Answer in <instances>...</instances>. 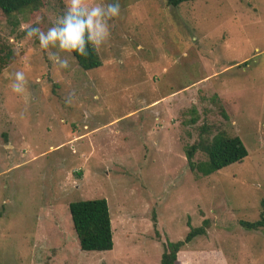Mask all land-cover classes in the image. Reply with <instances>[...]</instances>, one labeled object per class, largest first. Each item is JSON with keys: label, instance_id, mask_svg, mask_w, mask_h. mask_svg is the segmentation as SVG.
<instances>
[{"label": "rangeland", "instance_id": "rangeland-1", "mask_svg": "<svg viewBox=\"0 0 264 264\" xmlns=\"http://www.w3.org/2000/svg\"><path fill=\"white\" fill-rule=\"evenodd\" d=\"M65 2L16 26L0 12V55L12 54L0 72V264H160L204 221L176 264H264V227L239 225L264 203V0H120L101 66L50 48L69 61L56 71L20 26L46 30ZM17 69L23 98L7 87ZM219 132L247 156L190 171L186 150ZM93 200L107 203V252L81 251L70 219V203Z\"/></svg>", "mask_w": 264, "mask_h": 264}, {"label": "trees", "instance_id": "trees-1", "mask_svg": "<svg viewBox=\"0 0 264 264\" xmlns=\"http://www.w3.org/2000/svg\"><path fill=\"white\" fill-rule=\"evenodd\" d=\"M45 0H0V12L7 19L17 25V16L27 12L36 13L42 7ZM167 7L175 8L179 5L195 0H164ZM86 49V57L77 56L71 53L78 67L83 71H90L101 66V61L97 53L90 48ZM0 55V72L7 64L12 54L2 53ZM197 151H201L206 160L195 164L192 159ZM247 156L246 148L242 141L236 137H230L223 132H219L211 139H200L196 145H192L186 150L187 166L190 171L209 176L217 171L241 162ZM70 219L75 232L79 248L84 252H107L113 247L110 216L105 200L80 201L70 203L68 206ZM239 225L247 231H256L264 227V203L259 220L254 223L240 222ZM208 221L203 222V226L191 229L183 241L176 243H166L160 264H176L177 257L181 250L198 236H204L207 230Z\"/></svg>", "mask_w": 264, "mask_h": 264}, {"label": "clouds", "instance_id": "clouds-1", "mask_svg": "<svg viewBox=\"0 0 264 264\" xmlns=\"http://www.w3.org/2000/svg\"><path fill=\"white\" fill-rule=\"evenodd\" d=\"M120 14V0H66L62 14L57 15L46 30L28 24H21L20 28L25 33L24 39L35 38L39 49L47 53L55 70L60 71L69 68V61L53 56L50 48L86 57L87 45V48L99 54L109 45L110 22L117 21ZM27 83L24 70L8 73L7 87L16 96H25Z\"/></svg>", "mask_w": 264, "mask_h": 264}, {"label": "crops", "instance_id": "crops-1", "mask_svg": "<svg viewBox=\"0 0 264 264\" xmlns=\"http://www.w3.org/2000/svg\"><path fill=\"white\" fill-rule=\"evenodd\" d=\"M247 6L252 10V11H255L256 10V8L254 7V6H252V4H251V2L249 1V3H247ZM255 51H257L256 49H255ZM264 54V53H263ZM263 57H264V55H263Z\"/></svg>", "mask_w": 264, "mask_h": 264}]
</instances>
